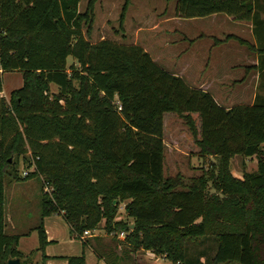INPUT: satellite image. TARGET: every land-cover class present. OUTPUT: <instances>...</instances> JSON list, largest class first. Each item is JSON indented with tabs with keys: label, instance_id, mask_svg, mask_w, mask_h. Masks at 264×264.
<instances>
[{
	"label": "trees",
	"instance_id": "trees-1",
	"mask_svg": "<svg viewBox=\"0 0 264 264\" xmlns=\"http://www.w3.org/2000/svg\"><path fill=\"white\" fill-rule=\"evenodd\" d=\"M97 1L81 11V0H0V92L5 71L21 70L24 79L9 99L0 94V264L24 258L21 234L5 229L6 181L35 176L43 180V218L62 214L78 238L104 220L116 244L100 235L83 244L106 264H139V249L170 264H264V93L251 104L227 107L161 66L140 44L92 42L84 26L91 31ZM174 1L178 17L226 13L252 20L255 32L264 12L260 0ZM258 39L264 40L262 33ZM259 51L264 67V46ZM70 56L76 63L69 66ZM166 112L181 116L200 152L218 159L188 183L181 173L164 174ZM238 154L259 157L258 169L234 176L231 159ZM21 158L27 168L35 164L26 176L19 173ZM125 200L133 228L117 219ZM38 231L47 258L43 224ZM207 236L216 237L214 255L191 259L189 242ZM67 260L91 264L84 253Z\"/></svg>",
	"mask_w": 264,
	"mask_h": 264
},
{
	"label": "rangeland",
	"instance_id": "rangeland-1",
	"mask_svg": "<svg viewBox=\"0 0 264 264\" xmlns=\"http://www.w3.org/2000/svg\"><path fill=\"white\" fill-rule=\"evenodd\" d=\"M89 0H81L80 10L86 9ZM127 0H98L95 6V20L91 31L88 26H84V33L92 41L97 42L103 38L125 44H140L152 57L167 70L177 73L187 71L186 81L196 87L189 78L188 73L200 72L202 77L209 74V71L218 64L222 71L230 67L234 76L250 80V85H255L260 78L261 69L254 66L258 62L256 56L259 55L258 46H264V40L258 39V33L264 37V12L259 11V23L256 32L249 29L246 22L229 19L228 14L219 13L206 17L181 18L176 16V1L167 0H129L125 16L122 21V12ZM262 3L264 4L263 0ZM264 11V10H263ZM173 17V18H172ZM170 18V20H166ZM258 18V19H259ZM226 33L235 34L237 38L231 37L219 41ZM257 46V47H258ZM261 54V53H260ZM76 63L70 56L69 66ZM226 64V66H225ZM235 64L242 66L235 67ZM216 66V67H217ZM1 68V63H0ZM240 69V70H238ZM2 71V69H0ZM260 71V72H259ZM264 81V72L262 75ZM23 72L21 70H7L3 73V90L9 99L11 91L23 86ZM232 86V84H229ZM52 93L59 91L58 86L52 85ZM255 88L251 89L254 90ZM232 98L219 97V101L233 106L235 104H251L256 99L254 92L248 93V97L239 92H232ZM242 93V92H240ZM236 95V96H235ZM198 128L201 125V118L198 113L193 114ZM164 141L167 145L165 159V176H176L181 173L185 182H190L191 177L200 175L204 170L214 167L218 161L217 157L205 156L200 151L201 148L196 142V138L186 124L185 120L174 112H166L164 118ZM264 149V144H263ZM259 157H248L238 154L231 159V170L234 176L243 177V171H256L259 165ZM19 173L23 176V171L27 168L22 158L18 164ZM43 180L40 176L32 177L28 180H7L5 185L6 204L14 197L18 205H33L34 209L30 214L36 213L35 205H40L43 193ZM51 191L52 187L47 186ZM212 192L223 195L214 186ZM32 194V197L31 195ZM29 195V197H28ZM126 201L119 204L117 219L133 223L126 212ZM104 220L100 223L101 237L109 244H116L115 239L106 234ZM121 239V238H120ZM29 243L23 241L22 246L29 248L36 246V240L28 239ZM121 246V245H120ZM215 236L201 238L199 244L192 241L188 244V254L191 259L203 255V260H210L217 249ZM122 249V247H119ZM151 250L139 249L135 252L136 260L139 264H170V260L158 256L149 257ZM148 255V256H147ZM157 256V255H156Z\"/></svg>",
	"mask_w": 264,
	"mask_h": 264
},
{
	"label": "crops",
	"instance_id": "crops-1",
	"mask_svg": "<svg viewBox=\"0 0 264 264\" xmlns=\"http://www.w3.org/2000/svg\"><path fill=\"white\" fill-rule=\"evenodd\" d=\"M212 15H216V14H212ZM228 16L229 19L239 21L241 24L242 22L248 23L249 29L255 31L256 26L253 24L252 20H236L233 16L229 14ZM166 20H170V18H166ZM229 35H235V34L226 33L224 37L219 39V41L230 39L231 37H228ZM258 45H259L258 43L257 45H255L256 49H259ZM256 57L258 58L257 59L258 62L255 63L254 66H258L261 69V73H259L258 77H256L258 79L260 78V80L257 83H255V85L254 84L250 85L249 79L246 80L240 77L238 78V76L237 77L234 76L232 71L230 70V67H233L232 64L228 66V69H223L222 71L220 70V68H218L217 66L218 64H216L215 67L214 68L212 67V69L209 71V74L205 75L204 77H202L200 72H195L192 74L188 73V76L189 78H192V83L195 84L196 87L211 92L218 101H219V97L232 98L231 97L233 95L232 92H239V95L244 94L243 96L248 97L249 96L248 93L246 95V92H248V90H250V92L251 91L254 92V97L256 98L258 93L261 94L264 93V81L262 82L261 80L264 72V67H262L260 64L263 58L260 53ZM234 66L239 67L242 65L235 64ZM176 74L182 76L185 80L187 79L186 76L187 71L186 73L177 72ZM229 84H232V86H230ZM253 88L255 89L251 90ZM0 94L7 96L4 90L1 91ZM220 103L227 106V104L223 102ZM164 118H165V114H164ZM30 195L32 197V194ZM39 204L37 201V205H35L36 213L34 215V214H30V210L34 209L33 205L31 206L18 205L14 197H11L10 201L9 200L7 201V204L5 203L6 232L9 234H21L19 249L24 254V258L21 259L22 264H68L67 257L73 255H80L83 253L86 256V260L91 264H106V262L103 259H99L97 257L96 253L91 247H85L83 244L86 239H89V237L101 235V231L103 229L101 228L96 229L95 231H93L92 234L88 235L84 239L75 237L71 235L70 226L66 222L62 214H52L45 216L43 218L42 209H40ZM41 224H43L47 234L48 242L45 246V254L47 255V258L44 257V251L39 249L40 238H39L38 227ZM119 237L121 239H124L125 235H121ZM30 238H32V241L36 240V244H35L36 246L33 245L29 248H24L22 246L23 241H25V243H29L28 239ZM202 261L204 262L203 259Z\"/></svg>",
	"mask_w": 264,
	"mask_h": 264
},
{
	"label": "built area",
	"instance_id": "built-area-1",
	"mask_svg": "<svg viewBox=\"0 0 264 264\" xmlns=\"http://www.w3.org/2000/svg\"><path fill=\"white\" fill-rule=\"evenodd\" d=\"M35 169V164H33L30 168H28V169H25L24 171H23V176H26V175H28L32 170H34ZM49 188L48 187H46V190H48ZM93 233V231H91V230H85V232L80 236L81 237V239H84L85 237H87L88 235H90V234H92ZM121 235H125V232H122L121 234H120V236ZM149 256L152 258V257H156V254L154 253V252H151V255L149 254Z\"/></svg>",
	"mask_w": 264,
	"mask_h": 264
},
{
	"label": "water",
	"instance_id": "water-1",
	"mask_svg": "<svg viewBox=\"0 0 264 264\" xmlns=\"http://www.w3.org/2000/svg\"><path fill=\"white\" fill-rule=\"evenodd\" d=\"M114 201L116 202L117 200H114ZM134 226H135V224L132 223L131 227L133 228ZM7 264H22V260L19 257L11 258V259H9Z\"/></svg>",
	"mask_w": 264,
	"mask_h": 264
}]
</instances>
